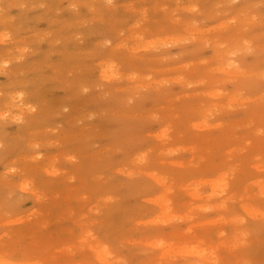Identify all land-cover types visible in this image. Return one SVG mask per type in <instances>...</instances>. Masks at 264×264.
Masks as SVG:
<instances>
[{
  "label": "rangeland",
  "instance_id": "obj_1",
  "mask_svg": "<svg viewBox=\"0 0 264 264\" xmlns=\"http://www.w3.org/2000/svg\"><path fill=\"white\" fill-rule=\"evenodd\" d=\"M0 264H264V0H0Z\"/></svg>",
  "mask_w": 264,
  "mask_h": 264
}]
</instances>
